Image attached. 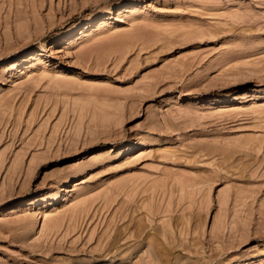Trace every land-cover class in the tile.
I'll return each mask as SVG.
<instances>
[{"label":"rangeland","instance_id":"374dc122","mask_svg":"<svg viewBox=\"0 0 264 264\" xmlns=\"http://www.w3.org/2000/svg\"><path fill=\"white\" fill-rule=\"evenodd\" d=\"M257 248L264 0H0V264Z\"/></svg>","mask_w":264,"mask_h":264},{"label":"bare ground","instance_id":"6f19581e","mask_svg":"<svg viewBox=\"0 0 264 264\" xmlns=\"http://www.w3.org/2000/svg\"><path fill=\"white\" fill-rule=\"evenodd\" d=\"M30 59H32V58H30ZM31 62H27L26 64H25V66H24V69H26V68H28V66H29V64H30ZM31 66V65H30ZM12 70V69H11ZM10 81V80H9ZM217 81V80H216ZM218 82V81H217ZM223 84V83H222ZM213 86H215V85H213ZM215 87H217V86H215ZM226 87V86H225ZM224 87V88H225ZM213 89V88H212ZM211 91V90H210ZM217 91V90H216ZM209 92V91H208ZM120 138V137H119ZM113 158H114V156H113ZM65 179V178H64ZM44 199H40L39 201H43ZM53 225H55L54 223H53ZM258 249V248H257ZM250 255H252V257H263L264 256V248H260V249H258L255 253L253 252V254L251 253Z\"/></svg>","mask_w":264,"mask_h":264}]
</instances>
